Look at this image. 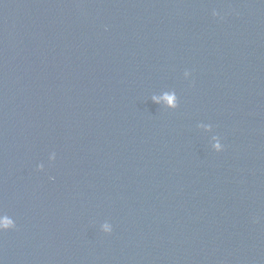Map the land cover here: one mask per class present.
I'll list each match as a JSON object with an SVG mask.
<instances>
[{
  "label": "water",
  "instance_id": "95a60500",
  "mask_svg": "<svg viewBox=\"0 0 264 264\" xmlns=\"http://www.w3.org/2000/svg\"><path fill=\"white\" fill-rule=\"evenodd\" d=\"M5 216L0 264H264V0H0Z\"/></svg>",
  "mask_w": 264,
  "mask_h": 264
},
{
  "label": "clouds",
  "instance_id": "9594fccd",
  "mask_svg": "<svg viewBox=\"0 0 264 264\" xmlns=\"http://www.w3.org/2000/svg\"><path fill=\"white\" fill-rule=\"evenodd\" d=\"M217 147H219V145H217ZM14 227V222L12 219L8 218V217H0V229H8ZM107 230H110V228H108V226H106Z\"/></svg>",
  "mask_w": 264,
  "mask_h": 264
}]
</instances>
